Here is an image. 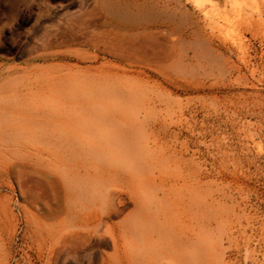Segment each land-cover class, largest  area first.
<instances>
[{
    "label": "rangeland",
    "instance_id": "1",
    "mask_svg": "<svg viewBox=\"0 0 264 264\" xmlns=\"http://www.w3.org/2000/svg\"><path fill=\"white\" fill-rule=\"evenodd\" d=\"M103 8L161 23L157 52L146 61L105 54ZM1 76L0 264H49L55 220L35 196L47 193L57 126L118 118L139 132L121 153L150 169L145 119L177 126L169 162L180 160L196 202L181 222L170 207L166 222L125 238L114 264H264V0H0ZM95 249L62 263L114 253Z\"/></svg>",
    "mask_w": 264,
    "mask_h": 264
},
{
    "label": "bare ground",
    "instance_id": "2",
    "mask_svg": "<svg viewBox=\"0 0 264 264\" xmlns=\"http://www.w3.org/2000/svg\"><path fill=\"white\" fill-rule=\"evenodd\" d=\"M103 17L112 26L99 41L104 44L105 54L123 60H144L157 52L151 43L159 40L163 33L161 23L104 8ZM1 75L4 77L5 73ZM126 120H64L54 130L56 142L51 148L47 193L44 199L39 191L35 196L37 204L43 201L48 216L55 220L50 226V243L54 249L49 254V264L78 259L82 252L94 251L101 245L114 248L109 260L103 263L101 259V262L114 264L125 253V238L150 232L149 227L153 228L161 219L166 222L170 207L176 213L175 222H181L185 219L186 202L190 199L196 202L190 177L177 167L180 160L175 161L176 166L169 162L178 153L182 132L177 131V126L164 120L145 119L152 139L153 157L149 161L153 169H150L144 165L145 159L121 153L123 146L132 148L130 140L139 133L133 122ZM94 137L99 139L88 142ZM186 169L189 170L188 166ZM150 172L154 173V179ZM151 193L154 195L148 196ZM207 203V197H203L204 239L208 225ZM114 219L119 221L114 222ZM176 229L185 234L184 239H190L185 225L177 224ZM103 230L112 233L110 240L101 235Z\"/></svg>",
    "mask_w": 264,
    "mask_h": 264
}]
</instances>
